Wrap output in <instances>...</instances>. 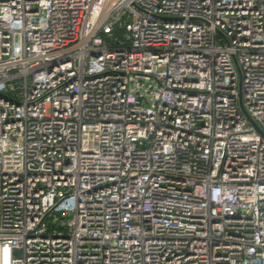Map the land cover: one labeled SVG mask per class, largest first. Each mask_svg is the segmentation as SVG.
<instances>
[{"label":"built area","instance_id":"built-area-1","mask_svg":"<svg viewBox=\"0 0 264 264\" xmlns=\"http://www.w3.org/2000/svg\"><path fill=\"white\" fill-rule=\"evenodd\" d=\"M0 264H264V0H0Z\"/></svg>","mask_w":264,"mask_h":264},{"label":"rangeland","instance_id":"rangeland-1","mask_svg":"<svg viewBox=\"0 0 264 264\" xmlns=\"http://www.w3.org/2000/svg\"><path fill=\"white\" fill-rule=\"evenodd\" d=\"M20 41H21V39H20V35H19V34H15V35H14V43H15L16 45H19V44H20Z\"/></svg>","mask_w":264,"mask_h":264}]
</instances>
